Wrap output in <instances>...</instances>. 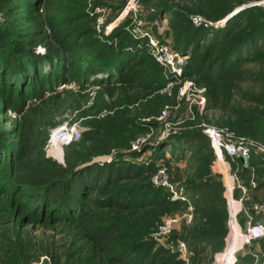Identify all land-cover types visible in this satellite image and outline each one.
<instances>
[{"label": "rangeland", "instance_id": "rangeland-1", "mask_svg": "<svg viewBox=\"0 0 264 264\" xmlns=\"http://www.w3.org/2000/svg\"><path fill=\"white\" fill-rule=\"evenodd\" d=\"M256 1L261 0H140L139 18L146 22V30L158 42L167 41L189 55L181 82L172 84L171 76L146 47L147 39L134 38L128 21L117 28L129 38L121 46L120 37L116 44L112 42L115 31L107 36L97 31L94 7L104 6L108 21L125 0H0V31L5 34L6 51L14 50L19 42L30 46L34 55L54 53L52 64L40 62L23 80L21 77L26 76L12 74L0 61V264L212 262L220 250L214 248L215 244L201 241L198 244L203 251L198 254L190 249L191 234L201 228L189 209L188 188L200 180L218 177L222 181L225 173L221 167H213L212 159L192 158L190 153L180 151L178 144L191 132L203 134L205 124L228 128L240 136L259 132L264 136L263 121L249 124L255 114L264 119V89L249 80L260 78L264 82V46L260 44L259 51L249 58L250 42L264 31V4L249 7ZM192 16L206 23L226 21L217 27L208 23L195 26ZM187 34L193 36L192 41L185 46L179 44ZM65 38L73 51L65 52L61 47ZM89 43L104 44L107 57L124 49L128 52L125 64L120 62L118 68L115 60H111L112 65L96 60ZM237 60L247 79L236 83L231 97L221 99L226 109L214 108L209 90L230 78ZM60 66L65 67L70 79L58 89L64 82L56 86L53 82ZM126 66L133 69V78H138L132 88L121 79ZM184 81L187 90L183 96L180 91ZM198 94L205 97L203 105L195 104ZM249 96L260 103L250 101ZM19 99L25 102L23 113L12 107ZM64 122L77 123L82 131L89 123L97 125L112 137L105 146L107 151L77 158L71 145L57 149L56 157L47 154L44 139ZM140 136L145 142L134 149L132 144ZM98 144L82 149L93 151L101 146ZM101 158L110 161L102 162ZM24 160L70 170L90 163L113 162L149 168L141 179L101 178L98 184L103 188L99 192L87 191L75 208L65 209L44 198L42 190L19 182ZM230 171L239 183V172L247 175L243 169L237 174L232 166ZM106 196L117 198L125 209L95 204ZM171 218L177 221L170 232L161 235L159 226ZM221 218L216 217L215 227H210L219 235ZM111 224L117 227L112 240L99 242L87 234L96 226ZM258 246L255 243V249L261 252L258 264H264V248ZM161 249L169 252L171 260L164 255L162 260L152 259V254ZM237 256L247 261L242 251Z\"/></svg>", "mask_w": 264, "mask_h": 264}, {"label": "trees", "instance_id": "trees-1", "mask_svg": "<svg viewBox=\"0 0 264 264\" xmlns=\"http://www.w3.org/2000/svg\"><path fill=\"white\" fill-rule=\"evenodd\" d=\"M163 5H160V8L163 9ZM262 27L264 28V19L262 20ZM260 22L258 23V25ZM226 26V24H225ZM231 28V27H230ZM224 29V28H223ZM223 29H213L214 31H219ZM229 33V27L225 32L226 36ZM260 38H254L253 41L250 42L249 45V58L254 56V52L259 51V45L264 46V31L261 32ZM114 36L120 37V46L126 41L129 40L127 34L121 30H115ZM113 38V37H112ZM187 38V39H186ZM184 42L179 43L183 46L187 45L192 41L193 36L190 38L187 34ZM5 34L0 31V61L1 65L6 67L9 72L12 74H21L28 78L30 70L33 68H37L40 66V62H48L52 64L54 53L51 51H47L44 56L34 55L28 45H23L21 43L14 44V50H5ZM5 43V44H4ZM178 44V45H179ZM61 47L65 52L73 51L68 44V38L61 40ZM77 47V45L74 44ZM99 44H88V48H92L90 51H93L95 54L96 60H101L106 62L109 65H112L111 60H115V66L118 68L121 67V64H125V59L128 56V52L124 49L118 50L112 57H107L106 52L108 50L107 47H104ZM241 48H239L240 51ZM264 52V49L263 51ZM239 53V52H238ZM239 55V54H238ZM107 59L110 60L106 61ZM120 62H122L120 64ZM240 61L237 60V65L231 70L229 73L230 78H225L221 83L216 84L215 87L211 88L209 91L211 92V105L214 108H223L226 109V104L221 102V99L224 97H231L233 94V88L236 86V83L245 81L246 71L240 68ZM58 72H56V76L54 77L53 86L57 84H61L62 82L67 83V72L64 66L57 67ZM105 70V69H104ZM125 74L121 78L128 88H132L134 82L138 78H133V69L129 66L124 67ZM185 70V69H184ZM92 71V70H91ZM250 81H255L260 88L264 89V82L260 78H249ZM22 83V81H21ZM139 82L138 84H141ZM50 87H53L49 85ZM58 97V96H57ZM250 101H255L260 103L259 99L256 97L249 96ZM224 103H227L224 101ZM261 104L264 105V100H261ZM12 104H9L11 106ZM25 106L24 100L19 99L16 103L12 105L14 107V111L17 113H23ZM255 117L249 120V124L264 122V119ZM259 132L257 134H253L252 136H248L249 138H253L256 140H260L264 142V136ZM112 137L108 136L103 130H101L97 125L93 123H89L88 128L81 132V137L71 143L68 146L73 145L70 149L75 152L77 158L79 155H93L104 153L107 150L105 146L109 145ZM46 141V138L44 139ZM91 143H99L95 147L93 151H85L82 147L87 146ZM180 146V151L190 153V157L200 159V156H206V161H211L214 159V153L210 146L209 139L200 132H191L185 136L181 142L178 144ZM104 146V147H102ZM67 147V146H65ZM75 150V151H74ZM232 169L237 172L243 169L246 171V174L249 177V173L251 170L250 165L253 164H264V159L260 156H250L246 160V165L242 163L241 159H229ZM124 166H118L116 162L108 163V164H96L90 163L85 164L81 167H77L74 169H69L67 167H53V166H43L41 163H33L29 160H24L21 165V174L19 176V182L24 184L28 188L32 189H40L42 190V196L47 200H53V202H58L61 204L63 208H75L77 203L81 200V197H86V192H99L103 187L99 186L98 182L101 181V178L108 180L112 177L116 178V180L122 179H141L146 176L148 166L144 165H132V164H123ZM246 175V176H247ZM241 178V173L239 172V176ZM240 180V179H239ZM251 182V180H250ZM249 182V184H250ZM251 186V185H250ZM257 184L255 183L253 188H256ZM191 194L189 204L191 206V210L194 213L195 220H197V225L201 228V231L191 234L192 240L190 242V249L195 251L196 254L203 251V249L199 248V244L201 241H206L210 244H215V249H222L223 242L226 232L228 231L227 227V210H226V202L223 197V184L222 181L217 178H212L208 180H200L190 184L188 188ZM239 190L236 189L235 195L237 196V192ZM239 194V193H238ZM95 204L106 203V205L110 207H116L117 210L125 209L122 202H119L117 198L106 196L103 201H94ZM80 203V202H79ZM254 202H251L249 205H246L245 200L243 199V205L248 212H250L251 205ZM222 217V231H220V235L216 232L210 231V227H215L216 217ZM240 219L243 222L244 214L241 213ZM256 220L264 219L261 215H256ZM117 229L115 224H111L108 226L100 225L91 229V231L87 232L88 236L99 242L112 240V233ZM212 230V228H211ZM215 234L219 236L216 238ZM264 238L260 241L262 243ZM264 247V244H260ZM222 247V248H221ZM255 248V244L253 246ZM201 250V251H200ZM219 250V251H220ZM152 259H163V255L166 257V260H171V255L169 252L161 249L157 253L152 254ZM120 264H129L128 262L120 261Z\"/></svg>", "mask_w": 264, "mask_h": 264}, {"label": "built area", "instance_id": "built-area-1", "mask_svg": "<svg viewBox=\"0 0 264 264\" xmlns=\"http://www.w3.org/2000/svg\"><path fill=\"white\" fill-rule=\"evenodd\" d=\"M92 0H89L91 2ZM140 0H125L124 4L116 9V15L113 19L107 21L108 11L104 6L96 5L94 7L96 28L99 33L107 36L119 28L122 23L128 21L130 33L134 38L145 37L146 47L151 51L154 60L161 65L165 72L171 76L169 83L178 84L182 80L183 70L188 62L189 55L184 54L180 50L173 48L167 41L158 42L155 36L149 33L147 24L139 18V3ZM264 4V0L251 2L249 7H256ZM226 20L208 21L210 26H220ZM192 22L195 26L207 24L205 20L199 16H192ZM117 37L112 38L113 44H116ZM187 82V81H186ZM180 91L181 95H185L187 88L185 83ZM66 86L61 84L58 89ZM205 97L198 94L195 99V104L203 105ZM82 128L77 123L64 122L54 127L48 134L45 148L50 156H57L56 150L63 149L65 146L77 141L81 137ZM203 134L209 139L210 146L214 153L213 167H221L225 173L223 177V197L226 202L227 210V227L225 244L223 248L216 253L210 264H258L261 259L260 251L253 249L254 244H259L264 238V221L256 220L255 215L264 216V199L252 203L250 212L243 205V196L235 195L236 189L244 192V187L241 185L236 176L230 172L229 159L246 160L252 156H260L264 159V142L240 136L234 131L225 127H216L212 125H203ZM145 142V138L140 136L133 142L132 147L135 149ZM62 153V152H61ZM102 162H109L110 159H100ZM246 165V164H245ZM254 186L255 182L251 180ZM189 209L191 206L189 205ZM241 213L244 214L243 222L240 219ZM191 217L190 215L188 216ZM177 221L175 218L166 220L159 226V232L167 234L172 229V225ZM237 242V243H236ZM247 248L249 255L253 258L251 262L242 261L237 254ZM182 249L185 251V245L182 244Z\"/></svg>", "mask_w": 264, "mask_h": 264}, {"label": "crops", "instance_id": "crops-1", "mask_svg": "<svg viewBox=\"0 0 264 264\" xmlns=\"http://www.w3.org/2000/svg\"><path fill=\"white\" fill-rule=\"evenodd\" d=\"M251 170L249 173V177L241 175L240 183L244 187V192L242 193L240 189L237 192V196L242 195L246 205H249L251 202H256L264 199V164H253L250 165ZM250 180H253L257 186L256 188H253L250 186L249 182ZM239 193V194H238ZM256 217V215H255ZM264 217V216H263ZM264 221V219H261ZM226 235L224 237V244H225ZM237 243V242H236ZM223 244V246H224ZM262 244V243H260ZM261 248H264L262 245L258 246ZM255 251H259L255 248H253ZM244 250V249H243ZM242 250V257L247 259L246 262L252 261V257L249 255L248 250L247 252H244ZM219 252V251H218ZM261 253V252H260Z\"/></svg>", "mask_w": 264, "mask_h": 264}, {"label": "water", "instance_id": "water-1", "mask_svg": "<svg viewBox=\"0 0 264 264\" xmlns=\"http://www.w3.org/2000/svg\"><path fill=\"white\" fill-rule=\"evenodd\" d=\"M241 161L243 164H246V159L245 158H241Z\"/></svg>", "mask_w": 264, "mask_h": 264}]
</instances>
